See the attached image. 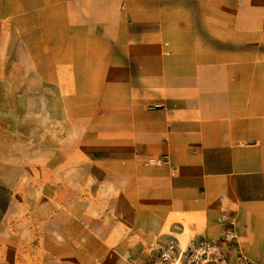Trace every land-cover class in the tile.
I'll use <instances>...</instances> for the list:
<instances>
[{
  "label": "crops",
  "instance_id": "1",
  "mask_svg": "<svg viewBox=\"0 0 264 264\" xmlns=\"http://www.w3.org/2000/svg\"><path fill=\"white\" fill-rule=\"evenodd\" d=\"M108 6L76 43L91 54L93 137L62 160V187L99 200L84 231L137 261L231 226L234 251L264 264V0Z\"/></svg>",
  "mask_w": 264,
  "mask_h": 264
},
{
  "label": "rangeland",
  "instance_id": "2",
  "mask_svg": "<svg viewBox=\"0 0 264 264\" xmlns=\"http://www.w3.org/2000/svg\"><path fill=\"white\" fill-rule=\"evenodd\" d=\"M101 2L0 0V264H149L163 247L114 260L84 231L99 200L62 187V160L93 137L91 54L76 43Z\"/></svg>",
  "mask_w": 264,
  "mask_h": 264
},
{
  "label": "built area",
  "instance_id": "3",
  "mask_svg": "<svg viewBox=\"0 0 264 264\" xmlns=\"http://www.w3.org/2000/svg\"><path fill=\"white\" fill-rule=\"evenodd\" d=\"M236 243V233L231 226L224 228L216 240L197 238L185 247H180L177 239L170 237L149 264H257L245 254L235 252Z\"/></svg>",
  "mask_w": 264,
  "mask_h": 264
}]
</instances>
